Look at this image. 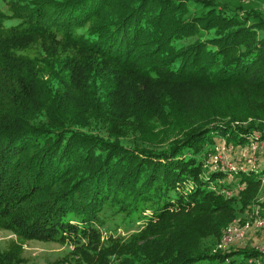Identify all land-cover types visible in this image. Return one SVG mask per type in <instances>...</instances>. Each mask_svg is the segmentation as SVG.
Masks as SVG:
<instances>
[{
    "label": "trees",
    "instance_id": "1",
    "mask_svg": "<svg viewBox=\"0 0 264 264\" xmlns=\"http://www.w3.org/2000/svg\"><path fill=\"white\" fill-rule=\"evenodd\" d=\"M3 1L0 230L17 244L0 264L33 241L86 264H264L207 244L253 211L264 170L225 185L206 164L264 122L262 17L245 0ZM106 212L145 222L101 242Z\"/></svg>",
    "mask_w": 264,
    "mask_h": 264
},
{
    "label": "rangeland",
    "instance_id": "2",
    "mask_svg": "<svg viewBox=\"0 0 264 264\" xmlns=\"http://www.w3.org/2000/svg\"><path fill=\"white\" fill-rule=\"evenodd\" d=\"M243 1V0H242ZM241 1V4H243ZM10 2V1H9ZM246 4L249 5V10L255 11L259 14L264 21V0H245ZM4 14L6 16H12L9 10L8 4L3 0H0V15ZM15 21L10 20L7 23V26L14 25ZM37 54V50L34 51V55ZM39 55V51H38ZM42 60L52 62L51 58L43 55ZM260 132L254 133L249 139V143L240 145L239 148L234 147L233 145L227 146L226 142L216 139V146L213 147V151L208 156L206 164L210 167H213L211 160L217 155H221L224 164L220 165L225 168V170L230 171V166L226 167V164H237L246 163L248 166H258L259 172L264 170V152L260 151L261 146H264V122L261 124ZM253 143L255 147L258 148L257 152L249 150L248 147ZM226 146V147H225ZM226 148L225 151H222L223 148ZM218 148L220 149L218 151ZM219 153V154H218ZM224 156L226 158H224ZM218 168V169H219ZM257 168V167H254ZM227 171V173H229ZM211 174V172L208 171ZM233 177V176H232ZM232 177L229 175L219 180L217 183L228 185L232 180ZM236 186H233L229 190L222 191L224 194L232 195L233 190ZM149 215V214H148ZM258 219L264 221V188L262 189L259 198L256 202V205L253 207V211L250 214H245L240 216L236 220L239 222L240 229L245 230L247 226L250 227V230L246 232L245 237H240L238 241L232 244L230 251H237L244 248H251L253 251H259L264 253L263 244H264V227L262 229H257L255 222ZM124 215L115 214L113 212H106L101 217L103 226H101V242H107L110 238L114 240L122 239L129 240L139 231L141 226H143L145 220L134 219V221H127ZM235 221V220H234ZM226 232V231H225ZM225 234V233H224ZM223 234V236H224ZM222 236V237H223ZM222 239V238H221ZM220 239V240H221ZM220 240L213 243H210V240L207 244L212 246L211 250L213 253H217L215 250L220 244ZM14 235L3 232L0 230V249H8L11 244H17ZM20 255L27 264H86L84 262V257L81 254L80 249H76L73 245H61L55 243H42V242H27L20 245L19 249ZM259 260L256 257L250 258L251 263H255Z\"/></svg>",
    "mask_w": 264,
    "mask_h": 264
},
{
    "label": "built area",
    "instance_id": "3",
    "mask_svg": "<svg viewBox=\"0 0 264 264\" xmlns=\"http://www.w3.org/2000/svg\"><path fill=\"white\" fill-rule=\"evenodd\" d=\"M225 147L223 148L222 151H225V149H226ZM248 147H250L249 150H251V148H252V151H254V152H257L258 151V148L255 147L253 145V143L251 144V141H250V145ZM219 150L220 149L218 148V151ZM260 151H263L264 152V146H261ZM224 158H226V157L224 156ZM211 164H212V166H213L214 169H218L221 164H224L223 163V160L221 158V155H217V156L213 157V159L211 160ZM225 166L226 167L230 166V171L225 170L224 167L223 168L221 167L222 171H224L226 174H228L230 177H232L233 174H236L239 171V166L240 165H237L235 163V164H232V165L231 164H226ZM250 166H252V165H250ZM253 167H257V166H253ZM227 171L229 173H227ZM227 196L230 197L231 194L230 195H227ZM239 222L237 220H235V221H233L231 223V225L226 230L224 236L220 240V244H219L218 248L215 250L216 252H224V251H227L232 246V244H234V243H236L238 241V239L240 237H243V236L245 237L246 232L248 230H250V227L247 226L245 230H242V229H240ZM255 225H256V228L257 229H262L264 227V221L258 219V221L255 222ZM263 251H264V244H263Z\"/></svg>",
    "mask_w": 264,
    "mask_h": 264
}]
</instances>
